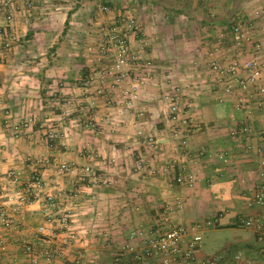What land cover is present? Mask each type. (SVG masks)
<instances>
[{"label":"crops","instance_id":"crops-1","mask_svg":"<svg viewBox=\"0 0 264 264\" xmlns=\"http://www.w3.org/2000/svg\"><path fill=\"white\" fill-rule=\"evenodd\" d=\"M163 1L168 2V55L158 43L151 55L161 61L168 57V62H151L152 77L144 84L127 79L124 87L111 89L110 79L103 89L92 78L86 87L84 75L93 65L83 62L79 52L87 56L85 50L95 42L99 26L112 23L123 9L139 21L144 19L147 24L142 31L152 34L154 30L147 26L151 14L144 8L131 9L129 3L158 6ZM102 6L110 11L104 13ZM227 21L250 28L264 59V0H35L31 12H20L7 28L11 38L0 56V196L15 220L0 232L8 242L0 264H25L20 248L30 242L41 246L43 236L35 231L46 225L48 212L56 219L51 226L55 239L66 236L57 223L60 214L68 217L78 238L51 264H102L112 257L110 243L137 244L134 229L143 225L150 229L164 202L172 207L174 224L215 221L203 229L199 259L243 252L249 260L241 264H264V230L243 225L249 217H260L264 224V210L252 203L258 185L253 149L261 137L232 136L242 121L261 133L264 111L249 117L247 110L238 109L237 100L249 108L255 97L237 89L224 95L214 83L217 74L209 69L211 62L226 66L237 57V52L229 55L233 42L228 38L232 25L224 26ZM223 33L227 34L220 39ZM173 86L182 88L195 105V128L186 148L178 145L167 122L169 110L163 96ZM134 93L136 103L128 107L126 102ZM80 95L93 101L95 119L82 139L75 118L84 111L78 105L69 110L67 121L59 123V117L54 121V128L60 130L63 125L68 139L54 142L50 150L40 136L46 124H16L28 116L37 121L46 118L47 99L64 97L75 102ZM113 99H119V105L111 104ZM59 111L53 113L60 116ZM81 149L90 151L87 159L93 162L95 176L90 184L69 189L80 178L57 176L45 163L85 164L89 161L77 157ZM140 165L143 174L137 170ZM179 169L195 178L192 185L172 183ZM33 175L41 177L43 185L32 189L34 201L23 204L17 200L25 194L20 185L33 187L27 183ZM8 178L19 184L12 180L6 185ZM66 189L72 195L67 196ZM40 190L59 197L60 205L48 206Z\"/></svg>","mask_w":264,"mask_h":264},{"label":"built area","instance_id":"built-area-1","mask_svg":"<svg viewBox=\"0 0 264 264\" xmlns=\"http://www.w3.org/2000/svg\"><path fill=\"white\" fill-rule=\"evenodd\" d=\"M34 8L35 0H0V56H3L4 49L8 47L6 41L11 38L8 26L20 12H31ZM102 11L108 12V8L102 7ZM98 33L101 40L99 51L112 61L108 72L101 75L102 81L107 73L112 77L113 84L118 87L127 79L138 80L140 84L151 79L154 70L153 64L140 62L141 51L139 49L135 51L133 46V42L140 33L134 16L118 10L113 23L99 26ZM230 34L233 47L237 51V59L226 66L217 62L210 63V71L217 74L214 83L224 95H231L236 89L246 92L250 87L255 86L256 94L263 99L259 105L264 109V59L261 56V45L252 38L250 29L244 25L234 24ZM243 48L249 50V58L242 55ZM87 49L91 50L92 48L88 46ZM135 88L136 86L132 87L134 90ZM131 97L136 98L137 94L134 93ZM163 97L168 102L167 122L171 133L185 147L195 128V117L192 113L195 105L178 86H173ZM245 106V102L241 99L236 101L238 109L246 108ZM247 114L253 115L250 110H247ZM252 132L253 129L250 125L245 124L233 132L232 136L234 138L248 137ZM258 153V185L252 203L259 208H264V146L262 144ZM65 171H69L65 164L58 166V174ZM82 173V180L92 179L93 171L90 166H86ZM194 181L195 178L184 169H179L177 175L172 178V182L179 186L192 185ZM13 182L16 180L14 179ZM39 184L38 177H34L31 189L38 188ZM19 199L20 201L24 200L21 196ZM178 205L179 208L182 207L181 204ZM48 206L53 207V204L50 203ZM161 209L156 214L152 227L148 231L141 229L133 232L140 245L129 244L122 247L114 256V264H228L229 259L225 254L204 259L198 258L204 245L203 229L205 226L213 225L214 220L195 222L191 225L174 224L171 220L173 213L171 205L164 202ZM0 217V226L3 229L13 226V219L7 211H0ZM44 219L46 225L39 226L35 231L37 235L43 236L40 241L41 246L36 242H30L23 244L20 248L25 264H51L57 257L63 256L65 247L78 240L74 230L70 228L66 215L57 216V223L66 233L61 241L52 235L51 226L56 221L53 213H46ZM257 223L258 220L253 217L243 221L245 227H251ZM7 249L8 242L3 236H0V254H6ZM241 258L242 255L238 253L231 262L237 264Z\"/></svg>","mask_w":264,"mask_h":264},{"label":"rangeland","instance_id":"rangeland-1","mask_svg":"<svg viewBox=\"0 0 264 264\" xmlns=\"http://www.w3.org/2000/svg\"><path fill=\"white\" fill-rule=\"evenodd\" d=\"M102 7H107V6H102ZM129 7H131V9H142L144 8L145 12L148 13V14H151L152 18L149 20V23H148V27L151 26L152 27V30H154V33L152 34H149V33H145L144 31H142L144 25H146L147 23H145L144 19H141L140 21L136 19L138 25H139V29H140V33H139V36L138 38L135 40V42H133V46H134V49L135 51H137L138 49L141 51L139 56L141 58L140 62H168V57H167V60H164L162 59V61L160 59H158V57L154 58L152 55H151V52L156 49L153 45L158 43L157 46H160L162 49L161 51H164V55H168V2L166 1H163L161 3H159L158 6H156V3H135V2H131L129 3ZM108 8V7H107ZM121 10V9H119ZM108 11L109 8H108ZM123 12H125V10L122 9ZM129 11V10H128ZM143 11V10H142ZM118 12V11H117ZM106 13V12H104ZM132 15V13H130ZM137 14V12H136ZM134 16V15H133ZM114 19L111 21L113 23ZM111 24V23H110ZM227 25H224L226 26V28L229 29V27L232 25H229V22L227 21L226 22ZM101 26V25H100ZM233 26V25H232ZM249 28V27H247ZM250 29V28H249ZM144 32V33H143ZM150 32V31H148ZM163 32V33H162ZM228 32V30H227ZM159 33H161V36L159 35ZM227 34V33H226ZM223 33V35H219V38L221 39L225 37V35ZM231 38L230 35H228V38ZM100 38V35L99 33H97V38L95 39V42H93L91 45H89V47H91L92 49L91 50H88L86 49L85 50V53L87 54V56L85 57L84 56V52L80 51L79 54H81V56H79V58H81V60L83 62H85L86 60H88V62H91L93 67H86V69L90 70L91 68V71H89L90 73H86L85 70L83 69V73L85 72L86 74L88 75H84V78L83 80H86L84 81L85 83V86L86 87H90V85L88 84V81H92V78H94V80H96L97 84L96 86H102L103 89H104V86H106V84L104 85V82L107 83L108 80L111 79V85L109 86V88L111 89H114L115 88H119L118 86H115L113 84V79L112 77L107 73L105 75V79L102 81L101 80V75L104 73V72H108L111 64H112V61L107 58L105 55L103 56L100 51H99V44L101 42V40L99 39ZM153 38V39H152ZM253 38V37H252ZM155 40V41H154ZM156 46V47H157ZM167 51V52H166ZM236 50L234 49L233 47V50L231 49V52H229L231 56L233 55H236ZM251 52V50H250ZM242 55L243 56H248L249 55V50L247 51V48H243L242 50ZM234 59H237L236 57H233L230 59L229 62H232ZM98 63V67H97V64ZM126 82V81H125ZM122 87H124L123 83L121 85ZM120 86V87H121ZM132 87H130L129 89H131ZM246 92H249L250 96H254L255 99L253 101H251L250 103V106H247L249 108H243L245 110H250L252 114H255V112H261L262 110L264 111V109L259 105V103L262 102V98L260 96H258L256 93V90H255V86L253 87H250ZM256 94V95H255ZM136 98H132L130 97L129 98V101L126 102V104L128 103V107L132 106L133 104L136 103ZM165 100V99H164ZM108 101V100H106ZM120 101L119 99H113L111 100V104L113 105H117ZM166 101V100H165ZM167 102V101H166ZM45 104L47 106L46 110H48V115H46L43 120H39L37 121L35 117L33 116H28L27 118L25 119H22L21 121H17L16 124L20 125V124H23V125H32L34 126V124H46L45 127V131L44 133H41L40 136L44 139L45 141V146H46V149L50 150V146H52L54 144V142L56 141H63V140H66L68 139V136L67 134L65 133V131H63L61 128L63 127V125L61 124L59 126L60 130L57 129L56 127L54 128V121L58 120L57 118L59 117V123H64V121H67L68 119V113H69V110L73 108V105H78L79 108H81L84 112L83 116H78L77 118H75L76 120L79 121V125H78V132H77V135L80 139L83 138V136H85V133H84V130L85 129H89V127H94V118H93V101L92 100H88L85 95H80L78 96V98L75 100V102L73 101H68L66 98L62 97V98H50V99H47L45 101ZM119 105V104H118ZM167 105H168V102H167ZM246 105V103H245ZM56 109H60L62 111H59L60 113H62L60 116H57V114H54L53 111H56ZM85 111L88 112V115L86 116L85 115ZM247 112V111H246ZM253 115H249V117H252ZM168 118V117H167ZM45 120V121H44ZM248 123H246L245 121H242L241 125H245ZM81 128V129H79ZM93 129V128H92ZM239 129V128H238ZM254 131V130H253ZM256 136L257 137H261L262 139L260 140V145L258 147H254V154L257 158V160L259 159V153L258 151L260 150V147H261V144L262 146H264V129L261 133H257V132H252V136ZM174 137V136H173ZM175 138V137H174ZM242 138H245V137H242ZM177 140H179L178 138H176ZM236 139V138H235ZM180 142V140H179ZM180 145V147H183V148H186L184 147L182 144H178ZM187 145V144H186ZM244 149V148H243ZM251 148L249 149V151H253ZM245 151H246V148H245ZM248 151V150H247ZM91 156L90 154V151L89 152H85V149H81L80 153L78 154L77 157L79 158H83L85 160H88L87 158ZM52 159V158H51ZM89 161V160H88ZM87 162V161H86ZM46 167H48V169L52 170L53 173H55L57 176H77V178H80V180L78 181V183H70L69 184V189L71 188H77L79 189V187H84L88 184H90L92 181L86 179L85 181L82 180L81 178L83 177V169L86 167V166H90L92 168V171H93V174L91 175V178L93 179L94 178V166H93V162L89 161L85 164H76V163H69L67 161H64V162H58V163H55V162H46ZM62 164H65L68 168H69V171H65V172H62V174H58L57 171H58V166L59 165H62ZM139 173H145L144 172V168L142 165L139 166V169H137ZM154 175V174H153ZM34 177H38V180H39V187L38 188H35V190H39L42 185H43V181H42V178L39 177L38 175H33L29 180H28V184L29 183H32L33 180H34ZM91 179V180H92ZM14 180V179H7L5 180V184H13L11 181ZM9 183H8V182ZM173 183V182H172ZM19 184V182H16L15 185ZM176 184V183H174ZM13 185V186H15ZM177 185V184H176ZM187 186H190L189 184H185ZM184 185V186H185ZM73 186V187H71ZM20 188L23 189L25 191V194H24V200L21 201V203L25 204V203H28V202H31V201H34V196L35 194L32 192V189L30 186H26V185H23L22 184L20 185ZM15 190V189H13ZM41 192V190L38 192V194ZM68 189L65 190V194L67 196H69L70 194L72 195V193L70 192ZM22 194V193H20ZM41 195H43V197H40L42 198L45 203L47 204H50L52 203L53 204V208L56 209V206H59L60 205V202L58 201V198L59 197H54L53 194L47 196L46 194H43L42 192L40 193ZM23 195V194H22ZM21 196V195H20ZM9 197V196H8ZM8 197L7 200H8ZM11 197H14L13 195ZM10 197V198H11ZM70 198V197H69ZM3 199H1V196H0V211L1 212H5L9 210V207H6L3 204L2 202ZM18 201L20 199H17ZM10 201V200H9ZM252 201H253V198H252ZM59 204V205H58ZM164 206V203L162 204V207ZM264 210V208H261ZM162 209H158L157 212H160ZM9 213V212H8ZM12 213H9V216L11 215ZM61 215V214H60ZM1 218V217H0ZM11 218L14 220V218L11 216ZM258 223L254 226H251V227H247V228H250V229H255L257 230V232H263L264 230V224L262 222V220L260 219V217H258ZM212 220V219H211ZM15 222V220H14ZM244 225V224H243ZM245 227V226H244ZM141 229H144V230H147L148 231V227L147 226H138L137 228H135L134 230L135 231H138V230H141ZM1 230H3V227L0 226V232ZM217 235V234H216ZM135 237V236H134ZM111 246L110 249L113 251V254H112V257L109 258L107 261L106 259H104L102 261V264L105 263H109V264H114V256L115 254L120 250L122 249V246L121 245H118L116 242H112L110 243ZM137 246L140 245L139 241L137 242V244H135ZM134 245V246H135ZM121 247V248H120ZM242 255V258L240 261L237 262V264H241V263H245L246 261L249 260L248 256L246 253H243V252H238ZM238 253H235V254H231V253H228V252H223L221 254H225L227 256V258L229 259V264H234L231 262V260H233V257L238 254ZM98 260V259H97ZM96 260V261H97ZM96 264V263H95Z\"/></svg>","mask_w":264,"mask_h":264}]
</instances>
